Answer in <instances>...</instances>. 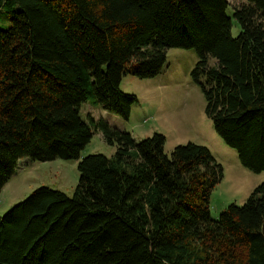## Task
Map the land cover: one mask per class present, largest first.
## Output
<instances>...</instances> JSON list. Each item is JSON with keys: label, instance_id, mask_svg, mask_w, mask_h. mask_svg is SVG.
Listing matches in <instances>:
<instances>
[{"label": "trees", "instance_id": "16d2710c", "mask_svg": "<svg viewBox=\"0 0 264 264\" xmlns=\"http://www.w3.org/2000/svg\"><path fill=\"white\" fill-rule=\"evenodd\" d=\"M172 47L197 52L215 130L263 171L264 0H0V191L23 157L80 172L72 196L43 185L0 214V264H264V182L212 218L224 170L207 146L168 155L161 132L81 115L92 99L129 119L139 97L123 76L159 75ZM93 129L114 154L81 158Z\"/></svg>", "mask_w": 264, "mask_h": 264}, {"label": "rangeland", "instance_id": "374dc122", "mask_svg": "<svg viewBox=\"0 0 264 264\" xmlns=\"http://www.w3.org/2000/svg\"><path fill=\"white\" fill-rule=\"evenodd\" d=\"M233 6L248 0H228ZM231 13L232 10L229 9ZM9 18L6 15L8 26ZM232 32H240V24L233 18ZM198 61L194 49L172 47L167 52L163 71L151 78H140L129 72L123 76L121 89L134 93L139 103L132 108L129 119H124L101 108L92 99L81 105L83 119L103 118L111 126L129 131L141 140L155 131L166 136L164 151L170 155L178 144L195 142L207 146L217 162L223 166V179L213 188L210 196L211 217L218 218L230 203L243 204L253 190L264 182V170L254 172L240 162L239 154L217 133L213 121L206 112V99L201 86L194 80L192 71ZM91 141L82 149L81 158L91 153L111 156L116 146L103 138L100 130H94ZM79 159L55 158L34 160L23 157L10 180L0 191V214H5L18 202L40 186H49L72 196L79 182Z\"/></svg>", "mask_w": 264, "mask_h": 264}]
</instances>
